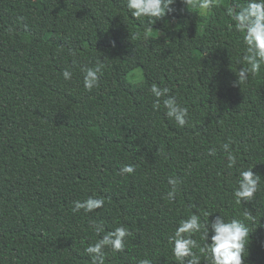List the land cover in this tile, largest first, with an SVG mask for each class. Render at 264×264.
<instances>
[{"label":"trees","instance_id":"trees-1","mask_svg":"<svg viewBox=\"0 0 264 264\" xmlns=\"http://www.w3.org/2000/svg\"><path fill=\"white\" fill-rule=\"evenodd\" d=\"M230 3L176 0L150 27L125 0H0V264H91L93 222L132 232L105 264H175L168 237L197 210L243 219L253 230L246 264H264V66L232 86L244 45L227 27ZM98 60L100 86L89 92L83 69ZM136 68L144 78L131 83ZM153 83L187 107L185 127L167 118L164 98L154 107ZM125 164L135 172L120 174ZM249 167L260 191L237 205V168ZM170 176L182 181L174 201ZM89 195L105 206L73 213Z\"/></svg>","mask_w":264,"mask_h":264},{"label":"clouds","instance_id":"clouds-1","mask_svg":"<svg viewBox=\"0 0 264 264\" xmlns=\"http://www.w3.org/2000/svg\"><path fill=\"white\" fill-rule=\"evenodd\" d=\"M219 3V0H216ZM176 0H125L127 10L131 16L139 22L147 18V24L152 27L157 20L166 14L175 11L172 7ZM188 9L198 8L209 10L214 6V0H182ZM193 12V11H192ZM196 13V12H195ZM224 13L230 18L231 23L227 25L229 31L241 34L244 45L242 59L238 60V70H235L237 79L232 81L233 87H242L250 75L257 74L264 66V0H246V3H238L231 0V3L224 7ZM140 36V32L134 34ZM143 38H148V29L145 28ZM115 46V41H112ZM75 55V53H73ZM247 64V67L244 65ZM104 65L98 60L93 67L83 69V86L87 91H92L100 86V77L103 74ZM64 80L72 79V72L64 69L62 72ZM150 93L156 98L154 107L159 109L160 101L163 99L165 115L175 122L178 127H185L188 123V109L181 106L174 96L169 95V88L160 87L156 83L151 84ZM166 97V98H165ZM232 140L221 147L227 154V168L237 166V156L231 150ZM216 149H209V155H215ZM120 174H133L135 166L125 164L119 169ZM236 185L233 189V201L239 205L244 201L251 202L260 191L261 176L253 171V167L247 169L237 168ZM182 181L178 177L170 176L168 184L171 191L166 193L167 199L175 200L178 186ZM73 213L81 210L84 213H93L105 206V200L89 195L86 199L72 202ZM197 210L185 219H181L175 230L168 237L171 245V253L175 264H200L201 256L206 264H246L248 256V245L250 234L253 230L235 216L227 219L219 212L210 221L212 213ZM90 227L99 237L95 242L88 243L84 252L91 258V264H105L108 252L119 254L126 251L127 238L132 235L129 228L120 225L111 230H106L103 222H93ZM199 233L200 240L205 241L203 245L194 236ZM211 233V235H210ZM210 240V242H209ZM139 264H153L150 259H141Z\"/></svg>","mask_w":264,"mask_h":264},{"label":"rangeland","instance_id":"rangeland-1","mask_svg":"<svg viewBox=\"0 0 264 264\" xmlns=\"http://www.w3.org/2000/svg\"><path fill=\"white\" fill-rule=\"evenodd\" d=\"M143 78L144 74L141 68H136L128 76V80L131 83H139Z\"/></svg>","mask_w":264,"mask_h":264}]
</instances>
